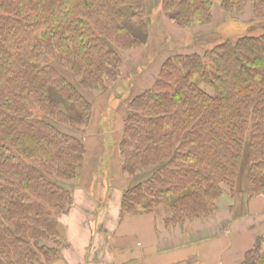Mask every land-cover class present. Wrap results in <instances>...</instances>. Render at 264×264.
<instances>
[{"label": "trees", "instance_id": "trees-1", "mask_svg": "<svg viewBox=\"0 0 264 264\" xmlns=\"http://www.w3.org/2000/svg\"><path fill=\"white\" fill-rule=\"evenodd\" d=\"M159 2L195 32L128 99L113 150L128 177L121 215L165 207L164 225L183 227L215 216L242 183L247 201L264 198V28L215 42L202 27L215 4L237 17L250 6L251 23L264 27V0ZM150 15L147 0H0V264L59 256L58 218L73 204L62 183L77 176L85 144L50 120L99 128L93 103L60 69L83 90L107 91L123 54L152 37ZM234 264H264V234Z\"/></svg>", "mask_w": 264, "mask_h": 264}, {"label": "crops", "instance_id": "crops-1", "mask_svg": "<svg viewBox=\"0 0 264 264\" xmlns=\"http://www.w3.org/2000/svg\"><path fill=\"white\" fill-rule=\"evenodd\" d=\"M165 20L174 29L171 34L188 35L173 43L180 42L181 47L192 41L190 30L177 27L166 17ZM151 21L158 41L151 37L147 44L137 47L142 52L131 49L123 54L124 64L135 57L136 70L148 65V61L139 64V60L153 59L152 55L146 56L153 41L159 46L172 44V39L167 38L170 31L163 28L166 23L160 20L162 25L157 24L158 18ZM166 38L170 43L162 45L159 40ZM98 117L95 124H100ZM119 123L120 128L122 120ZM115 133L116 130L110 134L114 137ZM108 136L100 127L80 136L85 144V160L77 176L62 183L72 191L73 204L58 218L61 245L58 258L51 264H234L264 233L261 196L241 202L242 213L238 215L232 208L237 203L224 195L215 216L196 219L183 227L164 225L163 218L169 213L165 207L152 213L121 215L120 200L128 177L121 170L117 152L107 143Z\"/></svg>", "mask_w": 264, "mask_h": 264}, {"label": "rangeland", "instance_id": "rangeland-1", "mask_svg": "<svg viewBox=\"0 0 264 264\" xmlns=\"http://www.w3.org/2000/svg\"><path fill=\"white\" fill-rule=\"evenodd\" d=\"M216 1L218 2L219 0H216ZM147 4L149 5V7H151V15H150L151 20L153 19L155 20L156 18H158L157 24H161L160 20L166 23V24H163V28L165 30L170 31L167 33L168 35L167 38L169 39L170 37L172 39V44L168 45L170 42L167 41V38L164 41L163 40H159V41L163 43L162 45L166 44L168 46H161V45L159 46V44H156V42L154 43V41H158L157 40L158 34L156 33V30L154 29V32L152 34V38L154 37V41L151 43V45H149L148 52L146 54L147 57L149 55L150 56L152 55L153 59L139 60V64L142 62L148 61L147 62L148 65L145 69L136 70L135 67L137 66L136 64L137 61L136 59H134L135 57H132V59H130L128 63L127 62L126 64L123 63L121 67L122 68L121 75H119V78L116 82H111L109 86L107 85V88L109 89V90L107 89V91L83 90L78 85L77 81L74 79L70 70H64L62 68L60 69L61 72L78 87L80 92L84 94L87 97V99L91 101V103H93V106L95 105L94 108L97 109V112L94 114L95 120L100 114V117H98L100 118L98 119V121L100 122L99 127L104 133L109 134V136L107 137V143H110L112 145V148H113V143H114V137L110 133H112L115 130H116V133L118 132V128H119V126H117L118 122L121 123V120H122V124H123L124 110H125V105L128 99L138 94L143 89H146L152 85L154 78L158 71V65L160 64L161 60L166 55H170L174 53V51H179L180 49V42H176L175 44L173 43V41L179 40V39H185L188 36L187 33L182 34L181 32L171 34V31H173L174 29L172 30V27H169L170 24L166 20L164 21L165 15L160 10L159 0H147ZM212 11H213L212 12L213 20H211L210 24L207 25V27L206 26H202V27L203 29L206 28L207 30L210 31V36H207V38L209 37V38H212V40H214L217 37V39H219V40H216L215 42L220 41L223 37L224 38L225 37L236 38L243 34H258L262 32L261 30H263L264 28V27L258 28V26L254 24V22L251 23L250 6H247L244 13L242 15H239L238 17L228 16V15L226 16L223 13V11L220 9L218 4H215ZM170 22L174 24V22L172 21ZM195 30L200 31V29L198 28ZM158 31L160 32L161 30L158 29ZM190 32H191V35L193 36L195 31H190ZM214 43L211 42L208 47L212 46ZM133 49H136V50L138 49L137 51H139V53L142 52V50L139 48H133ZM130 53H133V52H130ZM135 53L136 52L134 51L133 54ZM124 61H126V59H124ZM113 115L116 116V118L114 117V120H113ZM50 121L54 123L58 127V129H60L61 131L77 136L79 138L81 134L85 135L88 132V135H89V134H92L94 131H96V127L94 128L92 125H90L89 128L87 127L86 131L85 129L84 131H79V130H76V128L73 129L68 126L57 123L53 121L52 119ZM240 174L242 176V173ZM243 184L244 183H242L241 186H238L240 189L242 187L243 190L242 192H239L238 194H236L234 202H236L237 204L232 207L233 209L236 210L238 215H241L242 213L241 202H244L245 200L247 201V198L244 196V193H243L245 190V185L243 186Z\"/></svg>", "mask_w": 264, "mask_h": 264}]
</instances>
